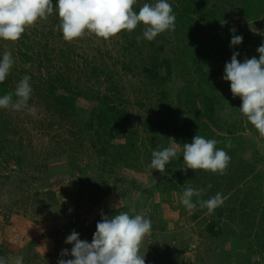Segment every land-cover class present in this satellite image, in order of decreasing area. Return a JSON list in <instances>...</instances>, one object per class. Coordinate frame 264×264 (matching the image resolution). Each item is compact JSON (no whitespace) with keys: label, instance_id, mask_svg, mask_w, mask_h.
Returning <instances> with one entry per match:
<instances>
[{"label":"rangeland","instance_id":"obj_1","mask_svg":"<svg viewBox=\"0 0 264 264\" xmlns=\"http://www.w3.org/2000/svg\"><path fill=\"white\" fill-rule=\"evenodd\" d=\"M57 2V0H55ZM228 0H214L217 4L227 7ZM56 2H53L55 6ZM157 0H137L134 5V11H139V8L145 3L155 4ZM168 3L175 5V0H167ZM137 7V8H136ZM136 8V9H135ZM174 8V7H173ZM57 12H54L46 21L38 20L34 25L26 28L25 33L18 41H5L0 39V59H2L5 51H10L14 60V64L7 78L10 84L16 87L24 76H29L30 85L32 88L29 106L35 108V112L30 113L27 110L14 111L11 108H0V141L7 146L4 154L0 155V257H4L7 264H14L17 257H21L23 264H57L61 258V251L65 248L71 251L73 245L65 244V239L73 230L79 233V239L87 237V231L96 229V224L101 220V214L111 218L110 213L113 209H120V212H129L130 214H143L146 218L152 221L151 235L147 237L141 247V253H145V264H237L241 258L240 253L246 254L247 246L244 244V234L252 232L250 239L256 247L257 241L254 237V232L257 229L250 224L244 226L240 224V216L236 220L231 221L229 229V238L225 241L222 239H213L208 233L207 224L216 217V213L208 214L207 211L201 213L197 219H193L194 211L181 210L176 196L173 197L172 203L164 200V195L159 190L155 189V184L160 172H154L147 168L146 170H134L128 166L117 168L110 179L111 195L107 199H98V187L90 184L79 183V177L70 175L68 160L66 155H59V146H57L63 137H69L72 127L65 122H61V117L51 110L47 109V103L40 97L39 90L36 88L41 80L40 77H45L47 70H53L50 65L46 64L45 54L38 55L43 47L48 44V49L44 52L49 53L50 59L55 57L52 65H63L62 62H67L70 69L68 73L73 79L85 76L78 70V66L83 65L85 59H94L96 64L105 69L106 73L100 78H92V83L95 89L106 90L110 83L106 74L117 83L122 92V97L125 99L124 104L126 109L134 117V128L138 129V136L135 137L136 143L149 140L148 132L144 129L146 119L148 117L156 118L151 109V105L158 102L156 96L157 90L154 92H145V79L142 72L143 61L132 59L133 51H126L124 45L126 40L122 31L118 35L104 40L95 36V34H86L84 37L67 42L63 39V34L56 24L58 19ZM238 18L237 14H234ZM260 21H264L260 20ZM230 23L239 26L243 30L249 31L256 38L264 43V24L259 22H249L243 20H231ZM144 26L142 25L137 31L136 39L143 41ZM165 34V32H164ZM167 35V34H165ZM159 34L154 42L159 48V74L166 76L164 59L173 55V43H177L176 38L164 40ZM29 44V49L26 50L22 42ZM128 45V44H127ZM131 48L130 50H132ZM26 52L30 58L21 55ZM62 51L66 53L63 56ZM151 49H144V55H147ZM125 52V53H124ZM130 53H132L130 55ZM44 64H41V58ZM138 57V56H137ZM131 69H126L128 61ZM141 59V58H140ZM221 58L219 60L220 69L225 68L226 62ZM123 63V64H122ZM127 64V65H126ZM50 67V68H49ZM48 68V69H47ZM224 72L217 77L219 84L225 96H230V82L223 79ZM169 81V94L171 100L175 101L178 92L182 90L187 80L191 78L189 74L185 75L175 68L171 74ZM196 82V81H194ZM142 89L143 93H138L137 89ZM59 92H64L59 88ZM15 99V97H14ZM230 103L237 109L234 112V119L246 121V117L240 112L241 99L237 100L230 98ZM142 103V104H141ZM78 105L83 108L90 109L93 105L86 98L79 97ZM171 106V105H170ZM231 111L230 106L226 108V114ZM185 112L181 118H185ZM8 121V124L5 121ZM245 139L249 141L244 156L252 163L256 164L254 174L262 173L261 192L262 198L256 197L252 199V203H259V211L255 223H259L261 217V208L264 206V136H261L257 130L246 128L241 131ZM71 139V138H70ZM22 140L25 150L33 152L30 159L34 163L41 161L40 154L45 156L49 149L53 150L51 157L48 159V164L51 169L50 179L43 181V172L36 171L34 167H29L27 170V180L24 190L34 192L33 188L41 183L52 184L51 189L56 193L58 204L49 208H41L37 202L34 193H27L23 198L24 192L19 190L17 185L24 179V169L19 168L8 152L16 153L19 151L15 148L16 143ZM170 146L176 142L170 138ZM115 143L124 142V139L118 133ZM8 143L10 146H8ZM145 146V143L143 144ZM169 146V147H170ZM178 149V148H177ZM94 148L90 145L88 137L84 139V152L81 155L82 166H87V175H83V182L86 176L94 179L99 174L101 164L95 160L96 156L93 152ZM140 151H143L142 160H145L144 154L151 151V145L143 147L140 145ZM178 151V150H177ZM7 152V154H6ZM57 154V155H56ZM97 164V165H96ZM170 165V164H169ZM167 165V166H169ZM197 175L204 170H196ZM86 173V172H85ZM253 172L245 175L243 182L254 186L252 181ZM42 177V180L39 179ZM104 180H107V175H102ZM121 178L124 184L119 192L116 180ZM136 181L138 189H130L132 181ZM205 180V178H203ZM87 181V180H86ZM241 184V183H240ZM85 185V186H84ZM29 187V188H28ZM153 188V192L147 190ZM256 194V193H255ZM230 195L226 194L225 197ZM23 200V202H22ZM36 201L30 203L29 201ZM237 209L239 206H236ZM133 210H135L133 212ZM241 210V209H239ZM241 212H239L240 214ZM227 221V220H226ZM245 232V233H242ZM89 233V237L91 234ZM233 233V235H232ZM235 242H239L234 245ZM33 243V244H32ZM249 251H247L248 254ZM260 264H264V253L255 256ZM71 259L69 255L63 257ZM224 258H226L224 260ZM249 264V263H248Z\"/></svg>","mask_w":264,"mask_h":264},{"label":"trees","instance_id":"obj_2","mask_svg":"<svg viewBox=\"0 0 264 264\" xmlns=\"http://www.w3.org/2000/svg\"><path fill=\"white\" fill-rule=\"evenodd\" d=\"M52 2L56 1L52 0ZM227 3L228 8L220 6L214 0H175L173 6L176 16L175 30L165 31L167 35L163 33L161 37L164 40L167 37L170 40L171 38L177 39V43H173V55L164 59L163 66L167 73L166 76L159 74L160 52L154 40L138 42L136 39L137 31L142 24L138 25L132 32L123 33L126 40L125 52L133 51L135 55L132 59L143 61L142 72L146 82L145 92L150 93L157 90L155 92L158 102L151 105V109L157 117L146 119L144 129L150 138L141 142L145 143V146L136 143L135 137L138 136V129L134 128L135 119L123 105L125 99L122 97L121 89L110 78V75L106 74V79L108 78L110 82L106 90L95 89L91 85V76L100 78L106 73L105 69L96 64L94 59H85L84 64L78 66V70L85 76L84 78L76 77L73 79L68 75L71 68L67 62H62L63 65H56L55 63L52 65L55 57L50 59L49 53L44 52L49 47L46 44L42 51L38 52V55L45 54L47 57L46 64L50 65L53 70L47 68V74L45 77H40L41 82L36 85V88L39 90L40 97L46 101L47 109L59 115L61 122L72 127L69 137H63L62 141L57 143L59 155L67 156L70 175L79 177L81 184L98 187V199H107L111 195L110 179L117 168L128 166L134 170H146L151 163L152 151L169 147L170 138H172L177 144V158L170 162L169 166H166L165 174L158 177L155 189L163 193L164 200L167 202L172 203L173 197L176 196L177 204L181 210H184L185 207L180 203V196L187 187L205 189V193L200 197L204 200L213 197L217 192L224 196L230 193L223 206L215 210L216 217L213 216L206 229L213 239L225 241L229 238L231 224L229 222L236 220V217L239 218L240 216V223L242 224L239 226L242 225V228L248 224L252 227L257 226L254 237L258 246L256 247L252 239L249 238L252 232L249 231L246 235L244 234L243 242L249 252L248 254L247 251L246 254L240 253L241 258L237 264H260L255 256L264 253V206L261 208L259 223H255L259 203L257 201L252 203V199L262 198V173L256 172L254 174L256 164L244 156L250 143L241 132L246 128L255 131L256 128L247 118L246 121L234 119L233 115L237 109L229 101L233 95L231 92V97L223 94V89L218 86L217 77L224 72L223 69L219 68V60L223 58L224 62H230L233 52L239 53L237 59L240 62L246 58H259L257 48L262 44L260 39L249 31L231 24L230 19L264 24V21H260L264 18V0H228ZM234 14H237L238 18ZM56 15L58 17V14ZM55 22L57 25L59 24V17ZM233 28L236 30L235 33L230 31ZM234 34L241 35L243 41L240 45L230 47L231 38ZM22 43L26 50L29 49L27 42ZM131 48L133 49L130 50ZM151 48L153 51L144 55V49ZM20 53L26 58H30L26 52L20 50ZM62 54L66 56L64 51ZM44 62L41 58L40 63L44 64ZM128 62L127 66H123L126 69H131L129 67V64L132 63L131 59ZM175 68L180 70L184 76L189 74L191 78L178 92L176 100L172 101L168 91L170 87L169 76ZM59 88H62L64 92H59ZM15 89L16 86L10 84L6 77L5 82L0 83V97L9 92L14 94ZM137 92L143 93L140 88L137 89ZM79 97L91 101L92 107L86 109L78 105ZM234 99L239 100L240 98ZM227 106H230L231 111L226 114ZM185 112H187V116L183 119L181 116ZM5 123L8 124V121L6 120ZM118 133L124 142H113ZM197 134L206 139L218 141L216 147L224 149L231 157L225 175L213 174L208 171L197 175V172L191 169H188L186 173L180 170L184 166L182 146L184 143H191L192 138ZM86 137L94 148L95 160L97 164H101V169L96 178L90 179L89 176H86L87 181L84 180L83 182V175H87L88 165L82 166L79 162L84 152V139ZM229 140L232 144L231 148L226 147ZM148 144L151 145L152 150L144 154L145 160L143 161L142 154L144 152L140 151L139 148L140 145L146 148ZM8 146H10L9 143ZM6 147L5 143L0 141V155L4 154ZM15 148L19 151L18 155L11 152L8 154L15 159L19 168H25L24 179L17 185L18 189L24 192L23 198L27 193H34V199L40 203L41 208L47 209L57 205L58 198L51 189L52 184L46 183L47 179H50L51 172L48 159L55 152L49 149L45 156H42L44 153L40 154L41 161L39 163H34L33 159H30L33 152L30 153L25 150L22 140L16 143ZM29 167H34L36 171L43 172V181L46 180L44 184L41 183L34 187V192L24 190V183H28L26 175ZM152 171L155 172L156 170ZM249 172L254 174L252 179L254 186L248 184L247 181H242ZM102 175H107V180H104ZM39 179L42 180V177ZM115 180L117 188L121 192L124 181L121 178ZM209 184L212 185L210 189L208 188ZM138 188L136 181L133 180L130 189ZM144 190L149 193L153 192V188ZM196 200L197 198L193 197V202ZM29 202L37 204L34 200ZM237 205L239 206L238 209ZM196 209L197 213L193 215V219H197L201 213L207 211L206 208L201 209L199 205ZM239 212L241 213L239 214ZM110 213L111 216H114L120 213V209H113ZM95 231L96 229L91 230L92 234L87 231L88 235L83 239L90 243ZM89 233L91 234L90 237ZM236 243L239 245V242H235L234 245Z\"/></svg>","mask_w":264,"mask_h":264},{"label":"clouds","instance_id":"obj_3","mask_svg":"<svg viewBox=\"0 0 264 264\" xmlns=\"http://www.w3.org/2000/svg\"><path fill=\"white\" fill-rule=\"evenodd\" d=\"M136 4L137 0H57L54 6L52 0H0V39L18 41L26 28L38 20L46 21L54 12L58 13V28L67 42L86 34L108 40L124 30L132 32L140 24L144 26L143 37L148 41L165 31L175 30L176 16L167 0L145 3L138 12L134 11ZM230 31L235 33L236 30ZM242 41L241 35L234 34L230 47L240 45ZM257 52L258 59L246 58L243 62L237 59L239 53L233 52L230 62L225 64L223 79L230 82L233 98L241 99L240 112L264 136V43ZM13 64L11 52L5 51L0 59V83L5 82ZM30 79L24 76L14 94L9 92L0 97V108L35 112V108L28 104L32 94ZM217 143L215 139H206L199 134L191 143H184V166L180 170L185 173L188 169L204 170L225 175L231 157L224 149H218ZM226 147H232L230 140ZM151 156L148 168L164 175L166 166L177 158V146L153 150ZM211 187L209 184L208 188ZM204 193L203 188L187 187L180 196V203L190 212L199 205L201 209L206 208L208 214H214L227 199L220 192L207 200L200 199ZM193 197L197 198L196 202ZM151 231L152 221L143 214L120 212L109 218L102 213L92 241L79 239V233L73 230L64 241L73 247L70 252L67 248L61 251L57 264H145L141 247ZM69 255L71 259L63 258ZM0 264H7L4 257H0ZM14 264H23L22 258L17 257Z\"/></svg>","mask_w":264,"mask_h":264}]
</instances>
